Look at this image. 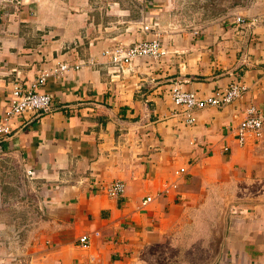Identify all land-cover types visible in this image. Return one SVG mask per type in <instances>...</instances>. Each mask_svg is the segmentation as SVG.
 <instances>
[{"label":"crops","instance_id":"crops-1","mask_svg":"<svg viewBox=\"0 0 264 264\" xmlns=\"http://www.w3.org/2000/svg\"><path fill=\"white\" fill-rule=\"evenodd\" d=\"M173 13L171 0H0V117L14 72L27 85L92 61L49 73L37 89L51 109L0 135V264H146L192 224L206 225L208 264H264V132L235 136L247 105L264 113V0L195 34L168 25ZM154 33L165 53L111 77L101 51ZM232 80L245 86L232 102L195 109L191 125L173 115L172 82L201 97ZM115 180L124 191L109 197Z\"/></svg>","mask_w":264,"mask_h":264},{"label":"built area","instance_id":"built-area-1","mask_svg":"<svg viewBox=\"0 0 264 264\" xmlns=\"http://www.w3.org/2000/svg\"><path fill=\"white\" fill-rule=\"evenodd\" d=\"M236 23H243L240 16H234ZM170 25V24H168ZM192 32L197 33V29L193 28ZM165 51L161 49L158 34L154 33L150 39L139 40L132 44L116 42L115 44L103 49L101 55L105 56L109 66L115 68L116 72L111 73V77H117L125 71H130L133 61L138 58L150 57L157 58L163 55ZM91 66L90 59L79 61L73 65L65 62L58 63L49 71H40L35 78L27 85L19 82L17 72L13 78V87L7 97L6 107L3 115L0 117V135H6L11 132L9 120L25 113L40 114L48 111L53 106L51 97L38 91L37 87L43 84L49 73L60 74L68 69H79L80 66ZM245 91L244 84L239 80H232L225 87L213 89L209 94L199 97L194 91L185 90L179 82H172L168 89V94L172 104L179 107L172 111L173 115L179 117V121L185 125H191L195 121L194 110L206 106L221 107L240 97ZM264 132V113L249 104L245 108V116L237 123L235 127V136L238 143L244 140L246 133H251L258 137ZM182 169H179L181 171ZM27 178H32L30 170L25 171ZM106 194L109 197H118L124 191V184L115 180L106 187ZM80 247L88 246V237L81 235L77 238Z\"/></svg>","mask_w":264,"mask_h":264},{"label":"rangeland","instance_id":"rangeland-1","mask_svg":"<svg viewBox=\"0 0 264 264\" xmlns=\"http://www.w3.org/2000/svg\"><path fill=\"white\" fill-rule=\"evenodd\" d=\"M233 1L235 0H171L174 13L170 15L167 23L177 27L195 28L200 21L232 7ZM193 219L196 218L193 217ZM189 227L194 230L189 231ZM205 227V224L184 225L181 231L185 229L186 239L181 241L179 251L173 250L170 243L164 252H156L154 253L155 256L149 255V261L145 260L146 264L160 262L163 264H208L210 259L206 254L205 242L202 240L206 235ZM189 238L192 239L191 245L184 242ZM156 249L154 248V250Z\"/></svg>","mask_w":264,"mask_h":264},{"label":"trees","instance_id":"trees-1","mask_svg":"<svg viewBox=\"0 0 264 264\" xmlns=\"http://www.w3.org/2000/svg\"><path fill=\"white\" fill-rule=\"evenodd\" d=\"M240 0H235L232 2V5L236 4L237 2H239Z\"/></svg>","mask_w":264,"mask_h":264}]
</instances>
